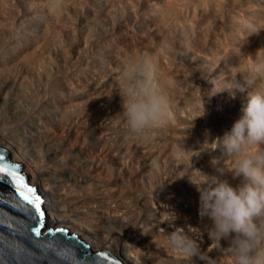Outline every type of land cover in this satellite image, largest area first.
I'll return each mask as SVG.
<instances>
[{"label": "bare ground", "instance_id": "6f19581e", "mask_svg": "<svg viewBox=\"0 0 264 264\" xmlns=\"http://www.w3.org/2000/svg\"><path fill=\"white\" fill-rule=\"evenodd\" d=\"M70 1L71 0H51L49 9L52 16L58 17L63 8H68V4ZM84 2H87L88 4L92 3L93 5H95L94 8L90 7V9H93L98 14L103 16L109 15L112 11H115L116 14H120L122 16L124 13H126L123 6L129 7L133 14H137L139 11L151 13L150 17H144L151 21V33L148 34L147 32H144L142 30L140 31L141 40L139 42L136 41L137 45L140 46L129 57H131L133 60H136L140 57L147 56L152 60L154 65H156L159 70V73L158 70H156L158 74L155 73V76L158 80H155L157 81L155 83H158L157 86L163 94L167 92L166 88H169L172 84H175L174 80H171L172 77L170 76V73L175 76V70L171 68V64L174 63V61L172 60V58H170V63L164 60V58L167 59V57L164 55L162 56V54L160 55V51L158 50V48H156V44L161 41L166 42V39L170 40L171 37H174L171 41L177 42L178 50H180L179 58H181L182 65L179 63L180 66H176V71L180 73L181 86H179V89H181L180 92L181 97L184 100L183 102H185L186 104H189L190 101H192L191 94L189 93H193V89L196 91L197 88H192V91L190 90L188 75L185 73L183 65H193V68L190 66L186 67L192 74L195 69L194 67L198 68L204 64L206 66V64L208 63L207 70L209 75H206L205 72L201 74L199 73V75L202 76L201 84H203L202 87L204 90L202 95L210 101L213 98L214 100H219L222 97L221 100H223L224 104L228 106V109L233 110V113H231L232 116L234 115L233 120L237 119L241 114L243 106L247 103L248 95L257 90L264 89V0H84ZM1 5H3L2 0L0 1V17L4 9ZM97 7H101L99 8L101 10H98ZM63 10L65 11V9ZM96 12H94V15H96ZM53 17L52 19H54ZM3 21L0 22V25H2L0 26L1 39H5L6 36L11 35L14 32V28H16L14 24L4 23ZM143 23L145 24L146 20H144ZM7 25H9V27H5ZM57 25H59V23ZM111 30L112 33H126V38L129 40H131V38H134L133 33L129 31L130 29L128 30L126 28H119V30L117 31V29L113 27ZM165 33H167L169 36H165ZM16 44L13 43V47L11 45L8 46V44H5V49L6 47L9 49L11 53L10 55H12V60L17 58L22 59L25 62L24 66L26 64L28 69L37 67L35 73L38 74V68L42 65V61L44 58L41 47L39 50L36 49V41L33 38L26 37L22 39L21 43ZM165 46L170 49L169 44H165ZM184 47H190L191 49L196 51V53L201 55V57L198 56L197 58H194L191 56V53L188 54L186 52H183L182 48ZM60 51H62V49ZM161 53H163V50ZM180 56H187V58H183ZM162 60L163 62L165 61V63H163ZM127 62V59H123L121 62H119L120 70ZM8 66L9 65H7V67ZM46 73L48 72L46 71ZM58 78L60 79L59 76ZM63 80L64 81L60 82V86L66 87L65 81H67V78ZM50 82L51 86L53 85V87L55 85H59V83L57 84V81H55V79ZM228 82H239L245 87L246 90L244 92H237L234 98L229 97L227 91H221L222 89L228 87ZM69 83L72 84L71 81ZM72 88L76 90V94H72V97H68V105L74 108L67 111L71 112L69 114H72L73 111V117L76 118L75 122L79 124L77 130L79 129V127H81V130L79 131L80 136H83V134L85 136V132L87 131L89 134H91V138H93L98 143V147H102L103 145L102 148L98 150L94 149V152H92L91 150H71L70 152V150L68 149L69 147L67 148V141H65V139L61 137V133H63V130L61 133L59 132L60 138H54L51 136V132H49L52 131L51 127H47L42 131V134L40 135L38 133L34 135L32 142L27 146H24L22 136L25 131L18 121L17 123L15 122L14 125H12L14 129H10L11 126L8 128L5 124L0 126V143L2 144L0 147L7 150V154L9 155L8 158H10L9 160H13L11 162L17 161L21 163V170L23 167V170H27L30 174V177H28V179L24 174L26 180L29 183L37 186L38 191L44 196L47 207V226L55 225L56 227H65L69 230L68 234H75L80 240L84 241V243L88 246L87 251L90 255L92 252L106 250L113 253L119 260L123 261L124 264H225L227 260L225 261L223 258H220L218 256V253H216L219 252L218 250L214 252L213 255L211 254V252H209L210 254L208 255L210 258L208 262L206 261L208 257H205L206 259L203 257L210 250V243H214L211 242L207 235V232L204 230L206 228V225H210L211 222H205L206 219L202 221V219L200 220V217L197 216L196 218H192V215L191 217L188 215L190 218H187V213H185L186 210L184 211L185 208L177 209L179 208L177 206V203L174 204L175 202L172 200L169 202L168 200L170 199H168L167 197H162L163 200H159H166V203H164L166 208H164L162 204H157L158 206H160V209L157 210L156 208V210H153L155 211V214L153 215L146 212V215H143L142 217L141 215H139V213L135 212L134 208L130 209V211L123 209L122 212L119 211L117 213L118 210L116 211V208H114L115 205L113 206V204H111V200L105 194L106 191L104 190V188H99L101 186L110 185L111 183L108 184L106 183L107 181L104 182L102 180L96 179L97 183L95 184V187L96 191L99 192V194L95 196L97 199L94 198L91 200V197L90 200H87L88 197L86 196L88 193L84 196L87 188L85 189L84 187H87V185L90 184H84V182H86V180L91 177L84 176L82 174L88 173L89 175H92L94 177L101 172H112L115 168V164L118 166L123 165L122 157L126 156V151H124V155L121 152L122 150H118L120 144H118V141L116 142L117 139L115 140V143L113 140V138H115L113 134H117L116 132L118 131H116V129L109 131L108 125L106 123L109 118V123L111 125L113 120L115 121V123H119V120L118 122H116L117 117L115 113L119 110L115 109L117 107L114 108L115 111H117H112L114 113H111V116L108 114L109 111L108 113L104 112L106 105L108 103L111 104L110 102L112 100H109V102L107 103L108 100H105V97L107 96H104L101 88L97 85H91L87 87L83 85L76 88L75 86H73ZM6 89L7 87L5 82H3V80H0V101H3L2 103L6 101L5 99H7L6 97L9 93L8 90V93L6 92ZM170 90L172 92V89ZM177 91L178 90H176V94ZM198 91L201 90L198 88ZM176 94L174 92L175 96ZM106 99H108V97ZM173 100L174 99H172V101ZM172 104H175V101L170 105ZM118 107H121V105ZM109 108L110 107H108V109ZM191 108L193 109V106H190V112L192 110ZM114 109L111 108V110ZM194 112H196V110ZM166 117L167 116H163L159 121H156L154 125H156L160 121V123H162V121L166 119ZM199 118L194 119V121L197 119L196 124H198ZM189 121H191V124L193 123V119ZM0 122L3 121L1 120ZM125 123L126 122H124V125ZM165 123L168 122L166 121ZM182 123L183 121H181V124ZM4 126L8 130V133L6 135L4 134ZM84 126L88 127L90 131H84ZM113 126L111 127L113 128ZM228 128H231V124L230 127H227V129ZM162 129L164 128L162 127ZM254 148L255 146H253V150ZM245 150L247 151L249 149L246 148ZM172 153L174 154V152ZM220 153L219 158H222L218 160L217 153H215L216 155H214L209 154L208 152V154L206 155V157L208 156V171L206 174L223 177V175L228 171L221 174L218 169L221 168L227 170L225 166L232 168L236 157L229 153L225 155L223 154V152V156H221ZM180 154L181 150L180 152L173 155L175 156L173 158L176 160V164L178 162V159L180 160V156H182ZM191 155L193 154H190V157ZM108 156L109 162H103L102 159L107 158ZM124 159L126 160V158ZM142 161L140 160V162ZM195 169L194 171L191 170L193 175L190 176L196 175L195 173L197 170L195 171ZM189 174H191V172ZM226 175L225 177H230ZM231 179L229 180V182H232ZM235 179L237 181V178ZM191 180L192 179H189V181ZM238 180L240 179L238 178ZM88 183H90V179ZM168 183L170 182L168 181ZM82 184L84 186H82ZM196 185L199 186L200 182L198 181ZM71 186H76V191L66 200V203L71 205L70 209L64 210L63 206L59 205L61 194H59L58 191H62L63 193L68 191V193L70 194L73 191V188ZM195 187L192 188L194 189V191L197 190L195 189ZM83 188L85 190L82 191ZM120 189L121 187L119 188V190ZM172 189L174 190V188ZM92 192L93 191H91V193ZM111 193H113V191H111ZM195 195L198 196L199 194ZM183 196L176 193L172 198H175L180 202V200L182 199L185 200V197ZM136 198L139 202L141 200L146 201L144 197L140 198L139 196H136ZM181 202L184 203L183 201ZM197 204L196 207L198 206ZM154 206L156 205L154 204ZM97 207H100V209H97ZM145 207H147V205ZM196 207L194 206L195 209ZM171 209L175 210V212H173ZM195 209L193 210L195 211ZM123 214H126L128 216L126 217L124 215L123 217H121V222L118 220L116 221V217ZM101 218H104L105 220H101ZM123 221L127 222V224H124ZM177 226L183 227L184 231H186L189 235L199 236L201 233L200 237L197 238V242L200 250L203 252L202 258L193 256L192 260H189L184 257L182 253L169 245L167 239L168 234Z\"/></svg>", "mask_w": 264, "mask_h": 264}, {"label": "rangeland", "instance_id": "374dc122", "mask_svg": "<svg viewBox=\"0 0 264 264\" xmlns=\"http://www.w3.org/2000/svg\"><path fill=\"white\" fill-rule=\"evenodd\" d=\"M2 2L3 5L1 6H3L4 9L0 17V22L4 20V23L14 24L16 28H14V32L11 35L6 36L5 39L0 38V80H3V82H5L7 87L6 92L8 93L9 91L6 97L7 99H5L7 102L5 101L6 103H2L3 101H0V121H3L0 122V126L5 124L9 128L18 121L25 131L22 136L24 146L30 144L34 135H36L37 133L39 135L42 134V131L47 127L52 128V131H48L51 132L50 134L54 138L59 137V132L61 133L63 130V133H61V137L65 139V141H67V148L69 147L68 149L70 150V152L71 150H91L92 152H94L95 150L102 148L103 145L102 147H98V143L93 138H91V134L86 131H90V129L86 126H84L83 128V130L86 131L85 136L84 134L83 136H80L79 131L81 130V127H79V129L77 130L79 124L75 122L76 118L73 117L74 113L72 111V114H69L71 112H68L67 110H71L74 108L68 105V97H72V94H76V90L72 88L73 86H75L76 88L83 85L86 87L97 85L101 88L104 96L108 97V99H106L107 97H105V100H108L107 103L109 102V100H112L110 102L111 104L105 103L107 105L104 112L108 113L109 111L108 114L111 116V113H114L112 111H115V109H119L118 111L116 110L117 112L115 111L116 117L118 118H116V122H118L119 120V123H115V121L113 120L111 125L109 123L110 118L106 121V123L108 125L109 131H112L114 129L118 131L116 132L117 134H113V136H115L113 140L115 143V140L117 139L116 142L118 141V144H120L118 150H122V154H124V151H126V156L122 157V166H118L115 164V171H108L107 173L101 172L94 177L92 175H89L88 173L82 174L84 176L91 177L89 178L90 183H88L89 179L86 180L87 183L84 182V184H90L87 185V187H84L85 189L87 188L86 192L84 191V196L88 193L86 196L88 197L87 200H90L91 197L92 200L96 198L95 196H97V194H99V192L96 191L95 187L97 179L104 182L107 181L106 183L108 184L111 183L110 185L112 186L105 185L99 188H104V190L106 191L105 194L111 200V204H113V206L115 205L114 208H116V211L118 210L117 213L119 211L122 212L123 209L130 211V209L134 208L135 212L139 213V215H141L142 217L143 215H146V212L153 215L155 214V211L153 210H156V208L157 210L160 209V206H158L159 204H162V206L166 208L164 204L166 203V200H159H163L162 197H167L168 199H170L168 200L169 202L172 200L175 202H173L174 204L177 203V206L179 207L177 209L185 208L184 211L186 210L185 213H187V218L189 216L191 217V215L192 218H196V216L200 217L198 215V206L196 207V204L199 203V192L198 190H195V192L192 188L195 187L198 181L201 183V181H204L206 178L204 174H206L208 171V156L206 157L208 152L209 154L214 155H216L215 153H217L218 160L222 158H219V153L222 150L223 154H228L224 150L225 147L222 143H218L217 147L213 149L215 147V141H213L212 143L209 142L214 137L220 138V140H222L223 134L229 130V128L227 129V127H230V124L232 125L234 121V115L232 116L231 114L233 113V110L228 109V106L224 104L223 100H221L222 97L219 100H214L213 98L210 101L202 95L204 90L202 87L203 84H201L202 76L199 75V73L201 74L205 72L206 75L208 74V63L206 64V66L204 64L198 68L194 67L195 69L192 74L186 67L190 66L193 68V65H183L185 73L188 75L190 90L192 91V88H197L196 91L193 89V93H189L191 94L192 101H190L189 104H186L185 102H183L184 100L181 97L180 92L181 89H179V86H181L180 73L176 71V66L179 65V63L182 65L181 58H179L180 50H178L177 42L171 41L174 37H171L170 40L166 39V42H158L156 44V48H158V50L160 51V55L162 54V56L164 55L167 57V59L164 58V60L169 62L170 58H172V60L174 61V63L171 64V68L175 70V76H173L171 73L170 76L172 77L171 80H174L175 84L171 83L172 85L171 87H169L170 89H172V92L169 88H166L168 93H164L168 100L167 111L164 116H167L168 118L166 117V119L163 120L164 122L162 121L163 125L162 123H160L161 121L158 122L159 125L158 123L156 124L157 126L154 125V123H156L154 122L143 130L133 131L128 126L124 111L122 109V97L120 96L119 92L123 87V81L122 72L119 68V62H121L123 59H127L128 62L133 60L129 56L132 55L140 46L137 45V42L141 40V30L147 32L148 34L151 33V21L147 18H144L145 16L150 17L151 13L139 11L137 14H133L129 7L123 6L126 13H124L122 16L120 14H116L115 11H112L107 16H103L98 14L93 9H90V7H95V5H93L92 3L88 4L87 2H84V0H71L68 4V8H63L65 9V11L62 9L58 17H53L49 9L51 0H2ZM97 8L98 10H101L99 9L101 7ZM94 12H96V15H94ZM52 17L54 19H52ZM144 20H146L145 24L143 23ZM58 23L59 25H57ZM5 27H9V25ZM113 27L116 28L117 31L119 30V28H126L128 30L130 29L129 31L133 33L134 38H131V40L127 39L126 33H112L111 29ZM165 36L169 35L165 33ZM24 37L33 38L36 41V49L39 50L41 47V50L43 52L44 58L42 61V65L38 68V74L35 73L37 67L28 69L26 64V67L24 66L25 62L22 59L17 58L12 60V55H10L11 53L9 49L7 47L5 49V44H8V46H12L13 43L19 44L22 42V39ZM165 44H169L170 49L167 48ZM61 49L62 51H60ZM162 50L163 53H161ZM182 50L183 52H186L188 54L191 53V56L194 58H197L198 56L201 57V55L196 53V51H194L190 47H184L182 48ZM180 57L187 58V56ZM163 63H165V61ZM7 65L9 66L7 67ZM155 68L156 70H158L157 66ZM46 71L48 73H46ZM58 76L60 77V79L58 78ZM65 78H67V81H65L66 87L60 86V82L64 81L63 79ZM53 79H55V81H57V84L59 83V85H55L54 87L53 85L51 86L50 81H52ZM155 80H157L156 76ZM70 81L72 82V84L69 83ZM156 85H158V83H156ZM198 88L202 92L198 91ZM176 90H178L177 94ZM174 92L177 97L174 95ZM172 99L174 100L172 101ZM174 101L175 104L170 105L171 103H174ZM203 103L206 111L203 116H199L203 111ZM120 105L121 107H118ZM190 106H193V109L191 108V112ZM108 107L110 108L108 109ZM111 108L115 109L111 110ZM168 110L171 112V114ZM195 110L196 112H194ZM169 116L171 117V119ZM190 118L193 119L192 124L191 121H189L191 120ZM195 118H199L198 124H196L197 119L194 121ZM165 120L168 123H165ZM181 121H183L182 124ZM124 122H126L125 125ZM111 126H113V128ZM164 126L166 127V129ZM11 127L10 129H14V127ZM162 127L164 129H162ZM198 127L199 129H201L199 130ZM123 128L126 132L123 130ZM4 129V134L6 135L8 133V130L5 126ZM75 130H77L78 132ZM204 136H207L209 142L205 139ZM1 145L2 144L0 143V146ZM180 150V155L182 156H180V160L178 159V162L176 164V160L173 158L175 156L173 155L180 152ZM154 152H157L158 154H155ZM172 152H174V154ZM222 152L220 153L221 156H223ZM190 154H193L191 155L192 159L194 158L193 160L191 159ZM107 158L101 159L103 162H109V156ZM124 158H126V160ZM140 160L143 161L140 162ZM198 161L201 165L198 163ZM17 163L21 165L20 162ZM225 167L228 170L229 167ZM194 169L195 171L197 170L195 173L196 175L190 176L193 175L192 171H194ZM223 170L225 173L227 172L226 169ZM22 172L26 175L27 179L28 177H30L29 172L27 170H23V167ZM190 172L191 174H189ZM227 173V175L224 174L222 178H227L229 181L232 176L231 173ZM225 175L230 177H225ZM235 178H237V181ZM235 178L232 177V179L235 180L231 179L232 182L230 183H238L239 177ZM189 179H192V182L189 181ZM168 181L170 183H168ZM82 186L84 185L82 184ZM90 186L94 187L92 188ZM120 187L121 189L119 190ZM72 188L73 191L70 194L68 193V191L65 193H63L62 191H58L59 194H61L59 205L63 206L64 210L70 209L71 205L67 204L66 200L70 195L75 193L76 186ZM84 188L82 189V191L85 190ZM172 188H174V190ZM90 189L91 191H93V194L91 193ZM195 189H197V186L195 187ZM111 191H113V193H111ZM174 193L180 194L181 196H183V194L185 193L183 197H185L186 201L184 199L180 200V202H184H181L182 206L179 201H177L175 198H172L173 196H175ZM195 194H197L198 196H196ZM136 196H139L140 198L144 197L146 201L141 200L139 202ZM153 203L156 206H154ZM146 205L147 207H145ZM194 206L196 207V209L194 208ZM97 209H100V207H97ZM193 209H195V211ZM171 210L175 212V210ZM124 215L126 217L128 216L126 214L118 215L116 217V221L118 220L121 222V217H123ZM201 219L202 221L206 219L205 222L207 223L211 222L207 217H200V220ZM101 220L105 219L101 218ZM123 223L127 224V222L125 221H123ZM228 244L229 241L224 238H222L218 243H210V250L206 254L207 256L204 255L203 257H208L206 260L208 262L210 258L208 255L210 254L209 252H211V254L213 255V253L218 250L219 252L216 253H218V256L220 258H223L225 261L227 260L226 263L228 264H233V258L231 256L230 247Z\"/></svg>", "mask_w": 264, "mask_h": 264}, {"label": "clouds", "instance_id": "9594fccd", "mask_svg": "<svg viewBox=\"0 0 264 264\" xmlns=\"http://www.w3.org/2000/svg\"><path fill=\"white\" fill-rule=\"evenodd\" d=\"M121 72L123 87L119 94L128 126L133 131L143 130L159 121L168 106L167 97L154 82L155 65L144 56L127 62ZM245 90L239 82H228V87L221 91L234 98L237 92ZM205 111L203 103L199 116ZM205 139L209 142L207 136ZM213 141V149L222 143L226 152L236 157L227 171L240 180L232 184L222 176L204 174L206 179L196 185L198 215L211 221L204 230L211 242H220L222 238L229 241L233 264H264V89L248 95L241 114L222 140L214 137L209 143ZM218 171L224 172L221 168ZM200 235H189L177 226L167 239L170 246L192 260L193 256H203L197 242Z\"/></svg>", "mask_w": 264, "mask_h": 264}, {"label": "water", "instance_id": "95a60500", "mask_svg": "<svg viewBox=\"0 0 264 264\" xmlns=\"http://www.w3.org/2000/svg\"><path fill=\"white\" fill-rule=\"evenodd\" d=\"M0 151L9 160L7 150L0 147ZM26 212L27 206L19 199L8 180H0V264H54V260L38 247L41 243L72 248L79 253L80 264H124L111 252V259L98 255L102 251L109 252L106 250L90 255L88 246L76 235L73 238L72 234L66 237L57 234L55 239L41 237L37 240L27 232L29 221L26 220ZM29 239L32 241L31 247L28 246Z\"/></svg>", "mask_w": 264, "mask_h": 264}, {"label": "snow or ice", "instance_id": "6c2138e0", "mask_svg": "<svg viewBox=\"0 0 264 264\" xmlns=\"http://www.w3.org/2000/svg\"><path fill=\"white\" fill-rule=\"evenodd\" d=\"M5 178L19 199L27 206L26 220L29 221L27 232L31 236H34L37 240L41 237L55 239L57 234L68 236L69 230L67 228L46 225L47 207L43 194L38 191L37 186L26 180L21 165L9 161L5 154L0 151V180ZM72 237L74 238L75 234H72ZM28 246H32L31 239L28 241ZM38 247L44 250L47 257L54 260V264H80L79 253L74 252L72 248L62 245H45L43 243L39 244ZM18 251L20 250L18 249ZM98 255L108 259L112 258L110 252L102 251Z\"/></svg>", "mask_w": 264, "mask_h": 264}]
</instances>
